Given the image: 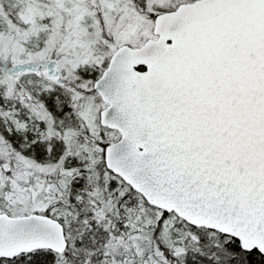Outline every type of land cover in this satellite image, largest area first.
<instances>
[{
  "label": "snow or ice",
  "instance_id": "obj_1",
  "mask_svg": "<svg viewBox=\"0 0 264 264\" xmlns=\"http://www.w3.org/2000/svg\"><path fill=\"white\" fill-rule=\"evenodd\" d=\"M0 264H264V0H0Z\"/></svg>",
  "mask_w": 264,
  "mask_h": 264
}]
</instances>
